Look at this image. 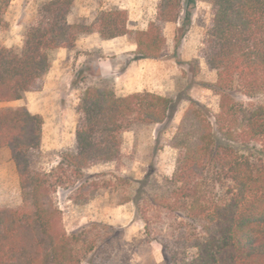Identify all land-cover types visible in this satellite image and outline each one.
Returning a JSON list of instances; mask_svg holds the SVG:
<instances>
[{"label":"trees","instance_id":"1","mask_svg":"<svg viewBox=\"0 0 264 264\" xmlns=\"http://www.w3.org/2000/svg\"><path fill=\"white\" fill-rule=\"evenodd\" d=\"M10 1L0 0V15ZM194 2L159 0L155 19L130 29L125 9L114 6L91 21L69 22L73 0H44L25 25L21 45L0 43V102L40 90L52 53L73 49L90 33L126 35L136 45L134 59L162 57L163 25L176 23L182 11L187 24ZM208 2L212 17L200 54L216 72L210 87L219 95L218 111L189 98L169 141L177 151L171 177L159 183L152 166L140 179L127 177L136 184L128 200L144 234L160 244L164 264H264V0ZM84 70L75 71L71 85ZM175 106L171 97L150 91L116 95L108 85L84 87L75 146L49 171L30 162L41 141V115L25 106L0 107V148L9 150L25 205L0 208V264H81L111 245L118 232L104 222L68 233L53 193L63 177L75 179L80 192L86 168L121 158L126 130L163 124Z\"/></svg>","mask_w":264,"mask_h":264},{"label":"rangeland","instance_id":"2","mask_svg":"<svg viewBox=\"0 0 264 264\" xmlns=\"http://www.w3.org/2000/svg\"><path fill=\"white\" fill-rule=\"evenodd\" d=\"M43 1L11 0L0 15V43L21 45L24 27L33 20ZM158 1L73 0L68 21H91L100 10L116 6L127 11L130 29H143L155 19ZM189 17V22L184 24L185 11H182L176 23L164 24L166 45L163 56L148 59L146 64L131 69L128 76H121V73L132 60H138L134 59V52L119 55L113 54L112 48L103 51L95 46L88 47L82 39L87 35L81 36L80 42L70 49L73 51L71 59L63 56L54 64L56 50L52 53L51 66L40 90L24 94L18 104L1 106H25L30 112L41 115V141L39 147L31 151L30 162L37 169L49 171L57 166L63 151L75 146V128L80 116L77 105L84 87L104 84L111 86L116 95L142 88L141 91H146L145 88L151 87L175 101L171 120L163 124L133 125L123 133L119 160L94 163L86 168L82 179L84 187L80 192H76L77 182L70 177H63L64 182L56 187L53 197L68 233L92 221L107 223L118 232L111 245L104 244L98 251L87 254L81 264H164L160 244L144 234L143 222L135 216L134 206L128 200L136 184L127 177L140 179L150 166L159 183L171 177L177 151L169 146V141L189 105V98L204 103L213 113L218 111L219 95L210 87L215 82L216 72L207 66L200 54L204 32L212 17L208 0H195ZM101 60L107 63L108 73L101 74L98 64ZM83 67V78L77 80L76 86L71 85L75 71ZM94 68L99 72L98 76L93 74ZM24 206L15 165L9 150L2 147L0 208ZM103 234L109 236L110 233Z\"/></svg>","mask_w":264,"mask_h":264},{"label":"crops","instance_id":"3","mask_svg":"<svg viewBox=\"0 0 264 264\" xmlns=\"http://www.w3.org/2000/svg\"><path fill=\"white\" fill-rule=\"evenodd\" d=\"M82 39L85 40V43L88 44L87 45L88 47L95 46L98 48H102L103 51L107 48H109L110 50L112 48L113 54L130 55L135 51V48H136V45L133 42L128 41L125 36H117V37H114L111 39H102L97 33H90V34H87V36L82 37ZM78 42H80V41L77 39L75 44H77ZM111 46H113V47H111ZM72 52L73 51L68 49V48H58L56 50V58L54 60V64L56 62L60 61L61 57H63V56H65L66 59H71L73 57ZM147 61H148V59L132 60L126 66L125 70L121 73V76H128L131 72V69H133L134 67L139 68L142 64H146ZM98 64L101 67V74L108 73V71L106 70L107 69V63L104 60L99 61ZM143 89L144 88L136 89L133 92H139ZM145 90L159 94V92L157 90H155L151 87H147V88H145ZM28 93H30V91L25 92V95H27ZM129 93H132V91H130ZM20 100L21 99L13 100V101H7V102H0V107L18 104V102Z\"/></svg>","mask_w":264,"mask_h":264}]
</instances>
